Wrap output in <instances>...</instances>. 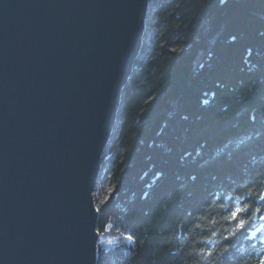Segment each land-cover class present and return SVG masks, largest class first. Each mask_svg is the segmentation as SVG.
Wrapping results in <instances>:
<instances>
[{
  "label": "trees",
  "instance_id": "obj_1",
  "mask_svg": "<svg viewBox=\"0 0 264 264\" xmlns=\"http://www.w3.org/2000/svg\"><path fill=\"white\" fill-rule=\"evenodd\" d=\"M220 1L152 2L94 191L97 230L111 226L115 239L97 264H258L264 255L245 242L258 219L224 240L237 204L264 210V61L250 72L244 62L264 56V0Z\"/></svg>",
  "mask_w": 264,
  "mask_h": 264
},
{
  "label": "water",
  "instance_id": "obj_2",
  "mask_svg": "<svg viewBox=\"0 0 264 264\" xmlns=\"http://www.w3.org/2000/svg\"><path fill=\"white\" fill-rule=\"evenodd\" d=\"M151 0H0V264H97L93 194Z\"/></svg>",
  "mask_w": 264,
  "mask_h": 264
},
{
  "label": "snow or ice",
  "instance_id": "obj_3",
  "mask_svg": "<svg viewBox=\"0 0 264 264\" xmlns=\"http://www.w3.org/2000/svg\"><path fill=\"white\" fill-rule=\"evenodd\" d=\"M224 2H226V0H221V3ZM235 39L236 37L233 36V40ZM249 195H251V193H249ZM258 200L264 201V192L259 194ZM225 219L235 222V227L233 230L228 236L224 237V240L227 241L230 238L235 237L237 234H246L248 227L252 226V224H254L257 219L264 222V210H262L260 206H257L253 209L248 203L243 204V206L237 204L233 209L230 210V214L225 217ZM257 231H260V228H257ZM225 251H227V248ZM211 254L212 253L209 252V255ZM258 264H264V255L259 257Z\"/></svg>",
  "mask_w": 264,
  "mask_h": 264
},
{
  "label": "rangeland",
  "instance_id": "obj_4",
  "mask_svg": "<svg viewBox=\"0 0 264 264\" xmlns=\"http://www.w3.org/2000/svg\"><path fill=\"white\" fill-rule=\"evenodd\" d=\"M154 0H151L150 2H151V6H152V2H153ZM157 1H159V0H155V2H157ZM221 2V1H220ZM146 22H147V19H146ZM145 34H146V31H145ZM145 37V36H144ZM218 47H220V45H218ZM225 48H223L222 49V47H221V51L219 50V52L221 53V54H223L222 52V50H224ZM258 52H253V56L251 57V62H250V64L248 63V62H246V60L244 61L246 64H247V66H249L250 68L248 69V72H250V71H253L252 69H254L255 67V69L257 70V69H260L259 67H260V65L262 64V62L264 61L263 60V58H264V56H263V53L262 52H259L260 50H257ZM252 63V64H251ZM256 63V64H255ZM240 70H242V68L240 69ZM135 71V70H134ZM134 73V72H133ZM118 121H119V119H118ZM117 124H118V122H117ZM117 124H116V126H117ZM115 126V129H116V132H117V127ZM115 132V133H116ZM106 151V150H105ZM105 153V152H104ZM103 161H104V156H103V160H102V164H103ZM103 169H104V164H103V166H102V171H103ZM101 175H102V172H101ZM93 199H94V204H95V209L97 210V212H98V214H99V210H98V201L96 200V198H95V196H94V194H93ZM101 201L103 200V199H100ZM97 201V202H96ZM110 228H111V226H109L108 227V229H107V231L106 232H104V233H99L98 232V241H97V261H98V255H99V248L100 249H104V250H106V249H109V248H111L114 244H115V239H114V237L111 235V233H110ZM98 231V230H97ZM252 236V235H251ZM263 241H264V238H263Z\"/></svg>",
  "mask_w": 264,
  "mask_h": 264
},
{
  "label": "bare ground",
  "instance_id": "obj_5",
  "mask_svg": "<svg viewBox=\"0 0 264 264\" xmlns=\"http://www.w3.org/2000/svg\"><path fill=\"white\" fill-rule=\"evenodd\" d=\"M149 11H150V9H149ZM148 15H149V13H148ZM148 15H147V17H148ZM143 46H144V44H143ZM142 51H143V48H142ZM142 51H141V53H142ZM141 53H140V55H141ZM140 57V56H139Z\"/></svg>",
  "mask_w": 264,
  "mask_h": 264
}]
</instances>
